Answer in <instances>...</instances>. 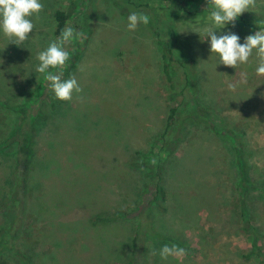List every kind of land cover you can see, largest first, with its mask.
Here are the masks:
<instances>
[{
  "label": "rangeland",
  "instance_id": "rangeland-1",
  "mask_svg": "<svg viewBox=\"0 0 264 264\" xmlns=\"http://www.w3.org/2000/svg\"><path fill=\"white\" fill-rule=\"evenodd\" d=\"M40 2L43 11L32 17L35 29L22 46L0 32V264H124L132 217L149 204L154 185L139 207L131 203L140 209L128 211L126 219L105 222L97 215L120 209L127 197L137 200L143 188L136 173L125 172L126 164L137 161L134 150L150 149L165 131L173 92L164 73L168 46L174 52V91L182 90L185 78L178 56L191 53L186 66L191 73L194 56L198 97L210 104L217 127L243 136L253 184L240 185L237 152L228 138L213 132L212 121L184 122L185 130L176 121L173 136L163 142L170 141L174 150L163 163L167 200L162 203L168 211L159 212L156 230L190 249L181 247L185 255L161 258L160 264H264V237L254 250V234L244 229L242 216L246 209L250 223L264 234V76L256 74L255 53L238 69L219 64L204 28L182 21L193 16V0ZM258 6L264 0H257ZM58 9L67 11L70 27L86 37L65 45L70 59L63 79L75 76L83 88L71 101L56 99L35 71L38 53L59 38ZM131 12L147 14L149 23L127 30ZM78 48L76 68L66 76ZM242 73L246 84L239 83ZM174 101L180 103L177 120L184 118L189 89Z\"/></svg>",
  "mask_w": 264,
  "mask_h": 264
},
{
  "label": "trees",
  "instance_id": "trees-1",
  "mask_svg": "<svg viewBox=\"0 0 264 264\" xmlns=\"http://www.w3.org/2000/svg\"><path fill=\"white\" fill-rule=\"evenodd\" d=\"M141 5H143L142 2L135 4L137 8L140 7ZM182 7L184 8L185 5H183ZM211 10L212 9L210 6H208L207 0H193V16L189 18H183L182 21L186 24H193V27H196V28L197 27L205 28L206 26L210 25L208 16ZM54 15H55V20L57 24L56 29H55V34L58 37H60L65 27L70 26L71 15L67 11L62 10V9L56 10ZM259 21H264V6L256 7L255 12H252V11L244 12L241 16L237 18L235 22V26H232L231 24H229L223 30L225 31L230 30L231 32L237 35L247 36L250 34H255L256 31H259ZM261 26L264 27V25H261ZM170 47L171 46L166 47L167 52L163 53L164 58H168V57L170 58V61L168 60L164 62V73L167 77V81L169 82L170 88L173 89V92H171L170 94V99L172 101L170 105V112H169L168 121L165 127V131L164 133L161 134L160 138L157 139V143H154L150 149L134 150V155L137 158V161L135 162L131 161L130 165L126 164L127 171L125 172L127 174L136 173L141 178L143 188L140 189V191L138 192L137 200H133L132 202H129L127 199L128 197H127L125 200L122 201V205L120 206V209L115 210L112 213H107L106 216L104 217H101V215H97L98 220H101V221L104 220L105 222H113L119 219H126L129 215L128 211H131L134 209H140L132 205H134V203L136 202L135 205L138 206V203H140L143 196L147 193L146 189L148 188V186L150 184L154 185L155 194L152 197V199L149 201V204H147L144 207H141L137 216L132 217V218H135V220L132 221V223H134V226H133L134 230H133V234L130 236V244L126 248V249H129V253H128V256L126 257V260L123 261L124 264H160L162 259H161V256L159 255L160 254L159 246L163 247L165 245L171 246L175 244L179 247H186L184 246L185 244L183 242H179L176 237H172L173 236L172 234H166V233H163L161 230H156L158 229L157 225L159 222L157 221L158 219L157 216H159V212L168 211L167 206L162 203L167 200V191H166L165 184L163 182V178L165 177L164 169L166 172V167L165 165H163V163H165V160L168 158L169 155H171V151L174 150L169 145L170 141L165 144H163V142L166 140L167 141L170 140L168 136H171V137L173 136L174 130L172 132L171 127L175 125L176 121H179L180 123H182V128H181L182 130H185L184 122L188 123V125H193V124H199V123H209L210 121H212V123H214L213 132L217 134H221L225 136L226 138H228L232 142V146L235 148L237 152V162H238V165L241 166V171H242L241 172L242 182L240 185L245 183L244 187H246L248 186L247 183L250 184V186L252 183V179L248 173L249 170L246 169L247 167H249V164L247 162L248 160L245 159L246 155L244 153V149L242 145L243 136L234 129L230 130L224 127H220V128L217 127L218 125L214 122L215 120L213 119L214 112L209 108L210 104L205 105L203 102L200 101L198 97L197 88H198L199 82L194 73V70L196 69L195 68L196 60L194 56H193V71L191 72L192 75L189 72V68H187L188 64H186L187 57L185 56L187 54L185 56H182L183 58H181V56H178L179 62L184 68L185 78L181 81V83H179L182 90L174 91V86H175L173 82L174 76L170 71L171 63L173 61L172 60L173 58L170 57V54H174V52H173V49ZM81 53L82 52L78 48L77 53L74 55V57L72 58L70 62L69 69L66 72V76L72 75L77 65L76 62L78 61ZM187 56H189L188 59L189 58L192 59L191 53H188ZM191 68L192 67L190 66V69ZM186 88L189 89V93H190V101L189 103L186 104L187 113L184 115V118H180L177 120V114H178V110L180 109L179 108L180 103L176 104L174 100L177 99L178 94L184 93ZM191 108L192 110L190 111ZM15 111L19 112V110H15ZM43 117L45 116L43 115ZM177 137H178L177 140L180 141L181 140L180 136H177ZM31 142H33V137H32ZM32 150L33 148L29 147V154L33 156L34 151ZM262 190H264V188H262ZM124 194L127 195L126 192ZM128 203H130V205ZM146 212H148L147 216L149 217V218L147 217V219H145ZM246 215H247L246 209L245 210L243 209L242 216L243 218H245L244 229L254 234L253 248L255 250L256 248H258L259 237H264V234H262L259 228L254 227L250 223L248 216L246 217ZM137 218H141L140 223L139 221L136 220ZM146 220L148 221L151 220L150 221L151 224L147 226ZM185 249L189 250L190 248L186 247Z\"/></svg>",
  "mask_w": 264,
  "mask_h": 264
},
{
  "label": "clouds",
  "instance_id": "clouds-1",
  "mask_svg": "<svg viewBox=\"0 0 264 264\" xmlns=\"http://www.w3.org/2000/svg\"><path fill=\"white\" fill-rule=\"evenodd\" d=\"M207 2L212 10L208 16L210 25L204 28L203 35L204 39L210 37L211 55L218 56L219 64L238 69L240 65L248 63L255 53L258 61L256 74L264 76V27L261 26L264 25V21H259V31L247 35L244 43H240V36L230 30L227 34L217 35V30L222 31L229 24L235 26L237 18L244 12H255L257 0H207ZM43 8L44 5L40 0H0V32L9 43L22 46L35 29L32 17L35 16L38 19ZM127 19V30L135 31L139 25H147L150 18L145 13L131 12ZM196 32L201 35L200 31ZM77 37L81 38V42L86 38L82 32L77 33L72 27L67 26L58 40L50 42L48 47L37 55L39 64L35 71L44 75L50 90L60 101H71L74 95L83 92L75 76L63 79V69L70 59L65 45ZM50 69L59 71L54 74ZM239 83H247L245 74H241ZM236 87L234 83L228 84L230 90H235ZM261 95L264 96V93ZM183 255H185V249L175 244L165 245L160 250V256L165 260L169 257L179 259Z\"/></svg>",
  "mask_w": 264,
  "mask_h": 264
}]
</instances>
